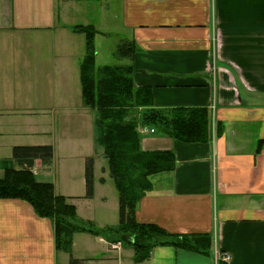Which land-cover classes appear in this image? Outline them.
Masks as SVG:
<instances>
[{"label": "crops", "instance_id": "obj_1", "mask_svg": "<svg viewBox=\"0 0 264 264\" xmlns=\"http://www.w3.org/2000/svg\"><path fill=\"white\" fill-rule=\"evenodd\" d=\"M70 1L0 0V178L19 169L15 147L52 146V164L32 168L36 181L99 234L77 232L71 253L59 250L54 220L0 198V264H264V0H118L110 32L137 48L136 87L151 89L157 108L206 107L213 131L206 143L142 135L143 150L172 151L176 166L151 177L136 221L190 235L200 250L157 244L141 261L115 230L119 191L104 126L82 97L87 36L72 29L83 24L69 22ZM103 21L113 27L109 15Z\"/></svg>", "mask_w": 264, "mask_h": 264}, {"label": "trees", "instance_id": "obj_2", "mask_svg": "<svg viewBox=\"0 0 264 264\" xmlns=\"http://www.w3.org/2000/svg\"><path fill=\"white\" fill-rule=\"evenodd\" d=\"M72 29L87 36V54L80 65L82 97L86 105L98 111L105 129L104 158L119 191V225L115 230L126 234L127 243L135 249L137 261L149 258L157 244L200 250L189 241L190 235L171 234L155 224L136 221L138 202L153 188L151 177L173 171L176 166L172 151L143 150L140 129L151 127L161 135L177 140L206 143L213 135L209 110L206 107H155L151 89L136 87L134 82L133 59L137 51L134 43L123 41L115 52L118 60L128 58L130 63L97 67L96 29L82 25ZM138 109H141L140 113ZM217 132L222 133V125L218 126ZM13 158L19 169L8 170L0 178V198L24 199L40 216L54 220L59 250L71 253L73 236L77 232L99 234L78 224L76 206L66 197L56 195L51 184L36 181L32 168L37 160L44 166L52 164V146H17L13 149ZM94 163L93 157L86 162L87 197L94 194ZM157 237L161 239L157 240ZM70 264H82V261L72 257Z\"/></svg>", "mask_w": 264, "mask_h": 264}, {"label": "rangeland", "instance_id": "obj_3", "mask_svg": "<svg viewBox=\"0 0 264 264\" xmlns=\"http://www.w3.org/2000/svg\"><path fill=\"white\" fill-rule=\"evenodd\" d=\"M110 1L111 7L109 4ZM70 2L72 7L68 12L73 18L69 22L72 24H83L82 26L86 27L90 26L88 24H91V26H94L96 29V39H94V43H96L97 66L101 67L107 64L127 63L128 61L124 59L118 60L116 58L115 52L117 48H119L121 40L117 33L110 32V30L119 28V24H117L115 18L116 14H119L118 0H73ZM104 15H109L112 18L113 25L111 26L113 27L104 24ZM83 43H85V40ZM81 50H85L84 45H82ZM140 111L141 109L137 110L138 113H140Z\"/></svg>", "mask_w": 264, "mask_h": 264}, {"label": "built area", "instance_id": "obj_4", "mask_svg": "<svg viewBox=\"0 0 264 264\" xmlns=\"http://www.w3.org/2000/svg\"><path fill=\"white\" fill-rule=\"evenodd\" d=\"M155 132H156V129L151 128V127H142V128L140 129V133H141V134H149V133H155ZM118 244H120V243H118ZM114 247H117V244H115ZM229 259H230V255L225 254V255L223 256V260H224L225 262L229 261Z\"/></svg>", "mask_w": 264, "mask_h": 264}, {"label": "bare ground", "instance_id": "obj_5", "mask_svg": "<svg viewBox=\"0 0 264 264\" xmlns=\"http://www.w3.org/2000/svg\"><path fill=\"white\" fill-rule=\"evenodd\" d=\"M115 248V247H114Z\"/></svg>", "mask_w": 264, "mask_h": 264}]
</instances>
